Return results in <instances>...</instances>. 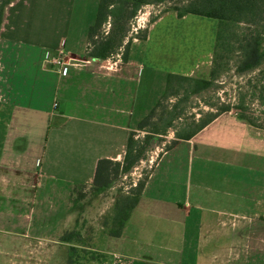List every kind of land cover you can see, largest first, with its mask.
<instances>
[{
  "label": "crops",
  "instance_id": "0c3cea01",
  "mask_svg": "<svg viewBox=\"0 0 264 264\" xmlns=\"http://www.w3.org/2000/svg\"><path fill=\"white\" fill-rule=\"evenodd\" d=\"M74 1L11 0L0 27V223L13 202L15 236L44 240L20 238L25 250L64 234L48 219L56 207H42L46 194L92 186L101 158L123 161L168 73L208 77L212 66L216 25L172 10L132 39L126 60L92 57L94 21L77 34ZM187 21L210 28L190 38L171 32ZM97 250L109 264H264V128L228 110L178 139L159 156L121 235L105 233Z\"/></svg>",
  "mask_w": 264,
  "mask_h": 264
},
{
  "label": "rangeland",
  "instance_id": "374dc122",
  "mask_svg": "<svg viewBox=\"0 0 264 264\" xmlns=\"http://www.w3.org/2000/svg\"><path fill=\"white\" fill-rule=\"evenodd\" d=\"M152 1V3L143 5L132 17L128 16L130 8L127 7L124 12L125 17L118 19L108 17L101 24L97 32V38H94V40L101 37L111 39L114 45L109 55L111 59H122L123 53L127 46L129 48L132 39L145 34L152 17L159 15L167 7L177 3L178 0ZM97 2L96 0L74 1L76 6L73 12L72 29L76 30L77 34L80 23L88 24L95 20L98 9ZM193 16L197 19H206V22L213 21L217 30V19L200 15ZM209 28L208 23L198 22L195 25H190L187 21L179 27L173 25L171 32L177 36L180 34V37L190 38L191 34L195 35L196 30L198 34H202L204 29L206 31ZM258 32L264 38V20L256 26L241 22H230L226 27L225 47H227V50L218 54L219 57L216 61L218 73L212 87L199 94L191 95L187 99H183L182 92L177 95V98L174 96L160 98L161 102L156 110L157 116L163 114L164 117H168L169 112L172 109L174 110L173 105L175 103H178L175 112H183V114L174 121V127L170 128L161 140L156 141L151 148L145 150L143 158L128 174L114 177L111 185L102 192L94 190L92 186L72 184L69 188H66L65 193H62L61 189L60 194L56 193L54 198L52 194H46L43 206L42 199L37 198L36 203L45 207L46 212L50 211L52 207L54 209L56 207V213L48 219L55 222L56 231L63 227L62 229H65L64 233H72L70 242L61 241V236H53V244L45 243L41 245V243H38L40 246L37 249L33 251L31 249L25 250L20 244L21 240L24 242L26 239L42 240L43 242L44 240L31 236H15V220L10 219L11 216L15 217L14 204L13 202L8 203L5 211L7 213L5 217H8V219L5 222L3 221L4 225L3 222L0 223V264H109V260L97 249L102 244L104 234L107 233L105 223L111 213L115 198L121 193H127L130 187L135 185L139 179L148 177L161 153L173 141L175 127H181L185 124L194 128L195 121L206 119L210 112L216 111V107L220 105L234 107L241 104L243 114L260 125V127H256L264 128V62L259 68L252 71L240 73L236 69L241 55L240 43L249 38L250 35ZM73 33L72 31L71 34ZM168 36H170L169 38L173 37ZM178 99L182 100L177 102ZM21 102L27 103L28 101L23 99ZM41 104L43 103L32 102V105L37 107L42 106ZM134 131H136V139L141 141L145 132L138 131L137 127ZM54 190L56 192L57 188ZM58 207L59 210H57ZM4 230L11 231L14 234H8ZM20 238L22 239L20 240ZM48 239L50 241V238Z\"/></svg>",
  "mask_w": 264,
  "mask_h": 264
},
{
  "label": "trees",
  "instance_id": "16d2710c",
  "mask_svg": "<svg viewBox=\"0 0 264 264\" xmlns=\"http://www.w3.org/2000/svg\"><path fill=\"white\" fill-rule=\"evenodd\" d=\"M10 1L11 0H0V27L4 8ZM152 2V0H99L94 23L88 29V38L92 45L90 55L95 58H106L114 48L109 37H101L100 39L94 40V38H97V32L101 24L108 17L117 19L125 17L124 12L127 7L130 8L128 16L132 17L143 5ZM168 10L174 11L178 17H182L186 14H197L215 18L218 24L212 68L210 69L209 76L192 77L168 73L166 75L165 90L162 94L163 98L170 96L177 98V95L182 92L184 96L183 99H187L191 95L199 94L211 88L218 73V65L216 62L219 57L218 54L227 50V47H225L226 27L230 22H241L256 26L264 20V0H178L177 3L167 7L163 12ZM158 16L159 15L152 17L151 22ZM140 37L144 38L145 34ZM239 48L241 55L239 64L236 67L238 72L244 73L255 70L264 62V38L261 36L260 32L254 33L250 35L249 38L244 39L240 43ZM127 55L128 46L123 53L122 59L126 60ZM180 100L182 99H178L177 102ZM160 102L159 100L149 113L137 124V130L145 132L143 139L138 141L135 137L136 131L130 132L122 162L108 158H101L97 161L92 185L94 190L102 192L111 185V181L114 177L128 174L143 158L145 150L151 148L156 141L161 140V138L166 135L170 128L174 127V121L183 114V112H175L178 103L173 105L175 108L169 112V116L164 117L163 114L156 115V110ZM241 109V104L234 107L231 105H220L216 107L215 112H210L206 119L195 121L194 128L185 124L181 127H175L174 139L167 148L173 146L178 139L191 138L193 134L208 124L217 115L228 110H234L238 117L252 125L260 127V125L244 115ZM148 127L150 129H147ZM145 180L146 178L139 179L135 185L130 187L127 193H121L115 198L111 213L108 215L105 223L109 236L118 237L121 235L133 209L140 199ZM60 238L61 241L70 242L72 240V233H64Z\"/></svg>",
  "mask_w": 264,
  "mask_h": 264
},
{
  "label": "built area",
  "instance_id": "2783aa9c",
  "mask_svg": "<svg viewBox=\"0 0 264 264\" xmlns=\"http://www.w3.org/2000/svg\"><path fill=\"white\" fill-rule=\"evenodd\" d=\"M50 58H51V62L54 64H57L60 67V73L61 74H65L67 71V66L64 64L63 60L57 56H55L54 54L50 53ZM57 104L55 103L54 106H56Z\"/></svg>",
  "mask_w": 264,
  "mask_h": 264
}]
</instances>
